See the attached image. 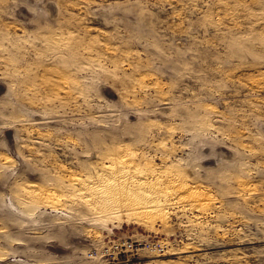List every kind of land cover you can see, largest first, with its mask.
Wrapping results in <instances>:
<instances>
[{
	"label": "rangeland",
	"instance_id": "rangeland-1",
	"mask_svg": "<svg viewBox=\"0 0 264 264\" xmlns=\"http://www.w3.org/2000/svg\"><path fill=\"white\" fill-rule=\"evenodd\" d=\"M0 264H264V0H0Z\"/></svg>",
	"mask_w": 264,
	"mask_h": 264
},
{
	"label": "bare ground",
	"instance_id": "bare-ground-1",
	"mask_svg": "<svg viewBox=\"0 0 264 264\" xmlns=\"http://www.w3.org/2000/svg\"><path fill=\"white\" fill-rule=\"evenodd\" d=\"M129 158L125 157V155L122 156L121 163L123 164V166L118 165V164L113 165V166H107L105 171L101 175L96 176L89 183L79 184V182L76 181L81 187L80 190H83V192L84 191L88 192L92 196L97 195L98 197L99 195L100 197V195H102L104 199L106 196L109 195L108 191L112 187L113 183L119 181L118 179L123 178L124 180L123 186L125 188L127 187L128 190L132 192L131 194L133 198L132 200L136 202L134 203L136 204V207H134L135 205L133 206V209L135 208L136 213L137 212L138 213H142V212L159 213L163 210V208H166L164 206L167 204V202L169 201V197L172 195L179 196L180 198H185V199L187 198L190 201H195V202L198 200L199 190L192 187L191 185H189L186 181L182 180L181 178H176L177 176L176 175L173 176L174 174L171 175L169 173L168 176H165L164 174L160 173L154 179L152 178V180H148L145 177H140L141 172L139 173L140 175L137 173L138 171H136L133 159H131V157ZM40 190L35 185H30V186H27L26 193L28 194L29 198L34 199V198H37L39 195H41ZM97 197L95 198V200L97 199ZM93 202L96 203L95 201ZM108 204L111 205L113 203H108ZM129 205L130 206L128 207L132 209L131 207L132 204H129ZM128 210L129 209L127 208V211Z\"/></svg>",
	"mask_w": 264,
	"mask_h": 264
}]
</instances>
